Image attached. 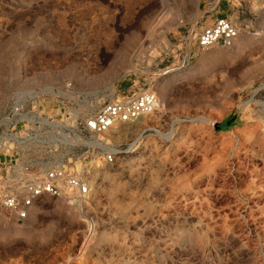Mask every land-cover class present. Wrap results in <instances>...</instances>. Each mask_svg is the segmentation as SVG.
<instances>
[{
    "label": "rangeland",
    "instance_id": "obj_1",
    "mask_svg": "<svg viewBox=\"0 0 264 264\" xmlns=\"http://www.w3.org/2000/svg\"><path fill=\"white\" fill-rule=\"evenodd\" d=\"M210 1L0 0V136L93 182L81 206L45 194L0 216V264H264V0L233 9L252 26L230 46L199 48ZM143 88L161 107L124 136L82 126Z\"/></svg>",
    "mask_w": 264,
    "mask_h": 264
},
{
    "label": "built area",
    "instance_id": "obj_2",
    "mask_svg": "<svg viewBox=\"0 0 264 264\" xmlns=\"http://www.w3.org/2000/svg\"><path fill=\"white\" fill-rule=\"evenodd\" d=\"M251 26L250 19L241 22L227 16H216L196 31L194 44L199 48L214 43L230 46L240 30L251 29ZM155 102L156 94L153 90H133L119 97L102 100L97 109L81 119V123L91 133H102L114 122H133L139 116L148 114L154 109ZM94 146L101 151L100 158L105 163H112L120 150L106 138L94 139L92 148ZM85 164L80 169L62 163L32 165L18 158L16 151L6 145L3 136H0V216L21 222L45 194L86 199L90 185L86 178Z\"/></svg>",
    "mask_w": 264,
    "mask_h": 264
},
{
    "label": "bare ground",
    "instance_id": "obj_3",
    "mask_svg": "<svg viewBox=\"0 0 264 264\" xmlns=\"http://www.w3.org/2000/svg\"><path fill=\"white\" fill-rule=\"evenodd\" d=\"M235 38H238V35ZM235 38L233 39V42L232 43H234ZM243 39H245V37H241L239 40L241 41ZM239 40H237V42ZM155 107L156 108H160L161 107V99H159V101H158L157 100V96H156ZM155 107H154V109H155ZM153 110L151 112H153ZM151 112H149L148 114L139 116L135 121H133V122H136V123H134L135 124L134 126H137V127L140 126V123H142V120H144L145 117H147L149 114H151ZM175 121H178V120H175ZM124 123L125 122H114L109 128H107V130L105 132L108 131L107 133L109 135L111 134V136H113L114 138H118L120 136H124L127 133V129H125L124 127H122V124H124ZM63 140H64V142L79 141V137H77V136L74 135L71 139L64 138ZM93 160L90 161L91 162V168H92V161ZM77 169H80V167L78 166ZM93 171L95 172V175L96 176L97 175H100V176H105L106 175V172L104 171V169L102 167L94 168ZM88 183H89L90 186H92V183L93 182L92 181H89ZM60 197H63V198H66V199H70V200H75L74 201L75 202V206H81L82 204H86L85 203V200L86 199H84V200H78V199H73V198L66 197V196H60Z\"/></svg>",
    "mask_w": 264,
    "mask_h": 264
},
{
    "label": "crops",
    "instance_id": "obj_4",
    "mask_svg": "<svg viewBox=\"0 0 264 264\" xmlns=\"http://www.w3.org/2000/svg\"><path fill=\"white\" fill-rule=\"evenodd\" d=\"M241 1L244 2L245 0H212V1H210V6L219 15H224V16L233 18L232 14L235 13L234 10H238V5H240ZM252 1L248 0V2H250V3ZM228 10H230V12H227ZM241 20H242V22H244L246 19H241Z\"/></svg>",
    "mask_w": 264,
    "mask_h": 264
}]
</instances>
